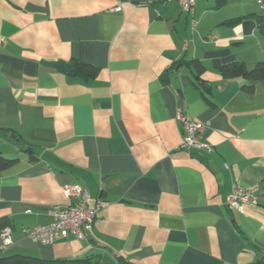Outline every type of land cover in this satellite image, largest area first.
I'll list each match as a JSON object with an SVG mask.
<instances>
[{
	"label": "crops",
	"instance_id": "obj_1",
	"mask_svg": "<svg viewBox=\"0 0 264 264\" xmlns=\"http://www.w3.org/2000/svg\"><path fill=\"white\" fill-rule=\"evenodd\" d=\"M215 4L197 0L188 13L172 0H0V151L17 158L0 172V218L13 228L10 246L0 233L4 255L103 264L264 255V80L249 92L251 81L221 72L263 61L264 37L253 18L223 23L257 12L254 0ZM72 59L98 75L71 74ZM180 59L204 70L171 69ZM180 112L205 124L210 151L179 148ZM237 183L253 191L243 211L228 206ZM70 184L89 191L88 205L106 202L88 239L25 235L77 201L64 193Z\"/></svg>",
	"mask_w": 264,
	"mask_h": 264
},
{
	"label": "built area",
	"instance_id": "obj_2",
	"mask_svg": "<svg viewBox=\"0 0 264 264\" xmlns=\"http://www.w3.org/2000/svg\"><path fill=\"white\" fill-rule=\"evenodd\" d=\"M180 3L183 11L193 13L197 0H172ZM264 10V0H256ZM178 121L183 130V139L180 149H205L210 151L212 147L202 141V133L205 124L195 121L191 116L180 112ZM64 193L68 197H76L77 201L67 207H56L52 210L53 219L49 223L31 227H23L22 231L42 243H53L59 239L74 235L79 239H88L91 230L98 219L100 209L106 206L105 201H99L95 206L88 205L89 191L79 184H70L64 187ZM253 191L249 187H243L237 183L229 195L228 206L243 211L245 205L253 202ZM4 246L13 244V228L5 227L1 232Z\"/></svg>",
	"mask_w": 264,
	"mask_h": 264
},
{
	"label": "trees",
	"instance_id": "obj_3",
	"mask_svg": "<svg viewBox=\"0 0 264 264\" xmlns=\"http://www.w3.org/2000/svg\"><path fill=\"white\" fill-rule=\"evenodd\" d=\"M228 0H216V7H222L227 3ZM246 18H253L257 24V30L264 37V12H251L247 15L242 16H235L232 18H229L225 20L223 23L227 25H236L238 23H241ZM184 63H191L193 64L199 72H202L204 70L203 64L200 62L199 59H180L176 61L172 68L177 69L179 66H182ZM170 69V70H171ZM69 71L73 75H78L84 78H93L98 75V68L87 62H82L76 59H72L70 61ZM221 72L224 75L225 78H234V77H243L249 81H251L250 84L246 85L245 88L249 92L254 91V83L258 80H264V60L258 61L256 64L249 68L246 66L244 62H230L226 63L222 66ZM167 73H164L161 78L163 81H167L168 78L166 76ZM6 130L4 132V135H7L8 137L17 139V134L12 131L11 129H2ZM19 139V138H18ZM33 157V156H32ZM17 162V158H10L5 156L0 151V172L10 168ZM11 226V222L7 217H1L0 218V233L2 230L7 227ZM118 260L120 261V264H126L125 260L120 256L118 257ZM0 264H103L101 261V258L98 255H92L82 258H53V259H47L27 254H21V253H14L9 255L3 254V248L0 246ZM248 264H264V255L261 256L258 260L248 263Z\"/></svg>",
	"mask_w": 264,
	"mask_h": 264
},
{
	"label": "rangeland",
	"instance_id": "obj_4",
	"mask_svg": "<svg viewBox=\"0 0 264 264\" xmlns=\"http://www.w3.org/2000/svg\"><path fill=\"white\" fill-rule=\"evenodd\" d=\"M254 6H255V11L259 12V13H262L263 12V9L260 8V6L256 3V1L254 0Z\"/></svg>",
	"mask_w": 264,
	"mask_h": 264
}]
</instances>
